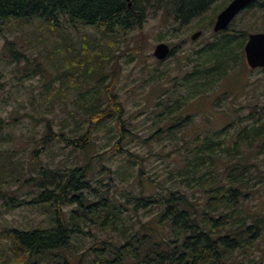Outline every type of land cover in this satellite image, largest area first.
<instances>
[{
    "label": "trees",
    "instance_id": "16d2710c",
    "mask_svg": "<svg viewBox=\"0 0 264 264\" xmlns=\"http://www.w3.org/2000/svg\"><path fill=\"white\" fill-rule=\"evenodd\" d=\"M230 1L209 14L219 0H133L131 7L126 0H0V32L9 23L37 20L52 34L57 28L64 31L69 26L93 27L101 34L113 35L142 27L152 10L161 11L184 25L197 19V26L202 28L204 20L208 21V26L212 25L218 11ZM252 10H264V0H254L244 12ZM248 31L239 28L220 31L215 40L208 41L198 51L196 65L191 74L186 75L187 80L188 76L195 79V86L202 80L198 97L212 95L211 89L246 65L244 46ZM117 42L109 40L107 49L100 41L93 42L90 51L94 57L82 63L94 59L81 67L80 77L85 81L92 77L101 80L102 77L97 76L105 72L103 57ZM5 47L17 61L25 58L10 41ZM85 48L90 49L88 44ZM112 89L113 86L108 85L105 93L97 91L91 99L81 97L82 106L78 109L85 112L73 114L79 115L88 126L80 132L73 136L57 132L54 120L44 118V133L36 142L41 143L42 151L55 140H61L75 151L90 152L95 127L111 117L120 136L112 151L127 153L131 162L139 164L138 169L131 173L118 170V179H115L114 169L109 168L112 183L108 189L100 190L93 186L90 177L96 169L92 162L85 165L77 162L65 170L38 167L40 163L36 158L42 152L32 149L33 159L23 181L34 192L32 200L17 202L11 196L4 200L2 207L25 203L47 205L52 208L51 224L28 229L3 226L0 264H231L237 252L254 248L261 242L264 246V208L250 212L245 209L249 204L248 196L264 190V122L259 120L264 107L254 105L247 121L240 118L236 123L228 122L222 129L206 132L202 137L198 135L195 147L167 172V178L173 183L160 185L157 178L145 171L143 160L135 161L133 158L137 157L124 144L128 131V121L123 119L126 109ZM177 103L176 98L167 96L160 114L171 119L186 104L177 110ZM188 118L173 121L174 130L180 131V126L189 125ZM6 124L9 122L0 117V133ZM226 127L233 128L234 133ZM172 128L161 126L154 134L166 130L176 133ZM3 156L0 153V159ZM7 166L17 167L10 162ZM128 175L130 189L124 187L119 196L111 194L112 187L117 188L122 182L125 185ZM18 180L21 177L14 178L13 182ZM4 182L0 176V195ZM93 228L104 236L96 238L81 254L72 251V238L92 234L91 239H94ZM253 264H264V247Z\"/></svg>",
    "mask_w": 264,
    "mask_h": 264
},
{
    "label": "rangeland",
    "instance_id": "374dc122",
    "mask_svg": "<svg viewBox=\"0 0 264 264\" xmlns=\"http://www.w3.org/2000/svg\"><path fill=\"white\" fill-rule=\"evenodd\" d=\"M225 1L228 0L215 3L209 14L215 12ZM197 23V19L185 25L176 23L161 11L152 10L148 12L142 27L113 35L101 34L93 27L78 29L69 26L64 31L57 28L52 34L44 30L46 28L37 20L7 24L0 32V117L9 122L0 133V153L4 155L0 159V176L5 181L4 191L0 195V208L4 206V200L11 196L17 202L32 200L34 192L23 184L26 169L33 159L32 149L42 152L40 154L38 151L40 156L36 158L40 163L38 167L41 165L65 170L77 162L84 165L92 162L96 169L90 177L93 186L100 190L108 189L109 183H112L109 168L114 169L115 179L118 170L131 173L138 169L139 164L131 162L127 153L112 151L120 136L111 117H106L95 127V142L93 140L90 152L75 151L61 140H55L42 151L41 143L36 142L37 138L43 136L46 119H53L55 130L69 136L87 127L88 123L73 113L85 112V109H78L82 106V96L91 99L97 91L105 93L108 85L113 86V93H116L118 100L125 106L123 119L128 121V131H132V134L126 132L124 144L137 157L133 158L135 161L143 160L145 171L157 178L160 185L173 183V180L167 178V172L173 169L176 161L185 158L195 147L198 135L202 137L206 132L222 129L228 122L236 123L240 118L247 121L254 105L264 107V71L260 68L251 69L247 63L230 73L221 85L211 89L212 95L198 97L202 80L195 86V79L188 76L190 78L187 80L186 75L193 71L198 51L208 41L216 39V32L213 28L215 21L208 26V21L204 20L202 26H205L202 28ZM234 28L247 29L248 33L264 32V10L237 15L229 27L231 30ZM199 29L203 30L202 36L193 40V33ZM109 40L118 42L103 57L105 72L102 76H97L102 77L101 80L92 77L85 81L80 77L83 72L81 67L94 58L84 64L82 62L88 57H94L90 51L93 42L100 41L104 49H107ZM7 41L12 43L14 49L23 53L25 58L17 61L11 57L5 47ZM160 42L170 44L173 51L163 60L154 55ZM87 44L90 48L88 50L85 48ZM192 93L196 95L195 98ZM169 95L178 100L177 110L186 104L184 109L177 111L168 120L160 112L165 108L164 100ZM187 117L189 125L180 126V131L174 130L176 126L172 122ZM259 120L264 122V114ZM182 121L185 122L184 119ZM161 126L165 129L173 127L171 131L177 132L166 130L155 135ZM228 128L234 133L233 128L226 127L227 130ZM9 162L17 167L13 169L7 166ZM18 177L21 180L13 182ZM129 177L130 175L125 179ZM130 180H125V185L123 182L116 183L117 188L112 187L110 193L119 196L125 190L124 187L130 189ZM248 197L246 212L264 208L263 189ZM1 209L0 230L5 225L28 229L51 224L52 208L47 205L25 203ZM92 231L96 235L94 239H91L92 234L74 236L70 249L81 254L96 238L104 236L99 229L93 228ZM263 247L261 242L254 248L237 252L230 262L253 264L255 259L260 258Z\"/></svg>",
    "mask_w": 264,
    "mask_h": 264
},
{
    "label": "water",
    "instance_id": "95a60500",
    "mask_svg": "<svg viewBox=\"0 0 264 264\" xmlns=\"http://www.w3.org/2000/svg\"><path fill=\"white\" fill-rule=\"evenodd\" d=\"M253 0H231L229 4L223 8L218 14L214 23V30L216 32L228 28L235 16L248 6ZM131 7L133 0H127ZM202 34L201 30L196 31L192 35V39H197ZM247 64L251 68L264 67V32L249 33L248 40L244 47ZM171 53V47L166 42L157 44L154 55L158 59H165Z\"/></svg>",
    "mask_w": 264,
    "mask_h": 264
},
{
    "label": "bare ground",
    "instance_id": "6f19581e",
    "mask_svg": "<svg viewBox=\"0 0 264 264\" xmlns=\"http://www.w3.org/2000/svg\"><path fill=\"white\" fill-rule=\"evenodd\" d=\"M148 2V1H147ZM229 47V46H228Z\"/></svg>",
    "mask_w": 264,
    "mask_h": 264
}]
</instances>
